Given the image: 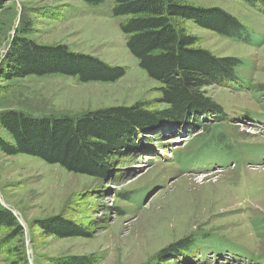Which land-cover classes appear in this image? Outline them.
I'll return each mask as SVG.
<instances>
[{
  "label": "rangeland",
  "instance_id": "obj_1",
  "mask_svg": "<svg viewBox=\"0 0 264 264\" xmlns=\"http://www.w3.org/2000/svg\"><path fill=\"white\" fill-rule=\"evenodd\" d=\"M184 1L226 9L250 29L253 38L263 42L249 44L183 20L186 29L199 36L197 46L219 57L236 56L245 61L238 70L243 87L215 83L203 90L221 108H227L226 129L238 144L249 146L246 157L234 159L237 166L209 151L184 169L177 158L196 149L197 139L193 138L197 134H207L210 124L220 123L205 118L194 128H160L157 140L154 134L145 139L139 136L140 142L154 149L134 157H113L108 178L70 172L38 156L7 155L0 150V203L10 208L25 228L23 243L17 237L7 248L24 244L28 256L25 263L22 253H2L0 264H54L57 257L90 253L100 255L98 264H263L255 256L236 262L203 253L191 258L172 254L188 239L196 241L201 236L200 245H240L264 260L260 223L264 218V92L254 93L247 86L264 84V7L251 6L245 0ZM114 4V0L97 6L83 0L8 1L0 10V110L76 117L139 101L153 110L165 108L160 101L162 83L149 77L128 49L120 29V21L126 17L113 16ZM23 19L30 21L25 35ZM15 36L41 45L62 44L71 51L126 67V73L115 82L83 83L75 76L57 73L8 79L1 74ZM132 121L128 124L133 127ZM203 123L205 128L200 126ZM0 135L13 141L1 126ZM250 147L255 149L250 151ZM179 204L184 210L180 223L168 217V209ZM52 215L81 224L89 235H49L36 219ZM8 234L4 229L0 240Z\"/></svg>",
  "mask_w": 264,
  "mask_h": 264
},
{
  "label": "trees",
  "instance_id": "obj_2",
  "mask_svg": "<svg viewBox=\"0 0 264 264\" xmlns=\"http://www.w3.org/2000/svg\"><path fill=\"white\" fill-rule=\"evenodd\" d=\"M8 1L15 0H0V10L5 8ZM83 1L97 6L106 0ZM245 1L251 6L264 7V0ZM114 2L113 16L126 17L120 21V29L126 35L128 49L148 76L162 83L160 101L167 106L153 110L148 108L145 101H139L132 106H112L88 111L76 117L34 116L15 108L2 109L0 126L11 135L13 141L0 135V150L7 155L24 153L38 156L47 163L60 164L70 172L108 178L113 157H134L136 153L140 155L154 149L146 142H140L139 136L145 139L148 134H154L153 139L157 140L161 137L160 128H194L197 126L196 122L205 118L211 122L219 120L220 123L210 124L206 128L207 134H197L193 138L197 139L196 149L177 158L183 162L184 169L209 151L228 158L230 163L236 162V158H245L248 151L246 148L249 146L238 144L235 135L226 129V122L230 118L227 108H221L203 90L215 83L231 88L243 87L238 70L244 66L245 61L236 56L219 57L208 49L197 46L199 36L190 33L183 25V20H192L228 38L249 44L260 45L263 42L253 38L250 29L239 18L221 7H204L184 0ZM22 22V32L25 35L30 21L23 19ZM6 55V67L1 76L8 79L57 73L75 76L83 83L115 82L126 73V67L110 65L92 55L71 51L62 44L41 45L25 36H15ZM247 86L254 93L264 92V84ZM126 120L128 123L134 120L132 123L135 125L132 127ZM200 126L205 128L206 125L203 123ZM254 149L249 148L250 151ZM184 160H188L187 166ZM260 223L264 228V218ZM36 224L49 235L61 238L89 235L81 224L59 215L36 219ZM4 229L9 230V234L0 240V254L22 253V260L26 263L28 256L23 250L24 244L7 248L17 237L23 243L25 228L15 213L0 203V233ZM200 237L196 241L188 239L172 254L191 258L203 253L212 255L214 259L229 257L236 262L255 256L257 262L264 264L260 255L249 252L240 245L222 242L200 245L203 243L200 242ZM203 240L208 241V237ZM100 259L97 253H90L61 256L54 258L53 262L98 264ZM11 262L15 263L13 260Z\"/></svg>",
  "mask_w": 264,
  "mask_h": 264
},
{
  "label": "bare ground",
  "instance_id": "obj_3",
  "mask_svg": "<svg viewBox=\"0 0 264 264\" xmlns=\"http://www.w3.org/2000/svg\"><path fill=\"white\" fill-rule=\"evenodd\" d=\"M180 206L182 207V204H179L178 206H174V209L172 208V209H168L170 212H168V217L169 218H177L178 219V221H179V223L181 222V220H182V211H184V210H182V208H180Z\"/></svg>",
  "mask_w": 264,
  "mask_h": 264
},
{
  "label": "water",
  "instance_id": "obj_4",
  "mask_svg": "<svg viewBox=\"0 0 264 264\" xmlns=\"http://www.w3.org/2000/svg\"><path fill=\"white\" fill-rule=\"evenodd\" d=\"M138 174H139V173H138ZM138 174H135L134 176H136V175H138ZM134 176H133V177H134Z\"/></svg>",
  "mask_w": 264,
  "mask_h": 264
}]
</instances>
